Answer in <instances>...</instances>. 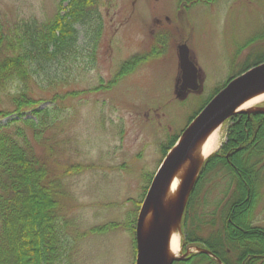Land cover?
I'll use <instances>...</instances> for the list:
<instances>
[{"label":"rangeland","instance_id":"374dc122","mask_svg":"<svg viewBox=\"0 0 264 264\" xmlns=\"http://www.w3.org/2000/svg\"><path fill=\"white\" fill-rule=\"evenodd\" d=\"M97 1L103 30L96 56L93 62L81 59L67 85L48 92L49 100L39 106L50 107L60 118L38 149L48 158L53 178L63 182L59 201L71 246L66 264H135L130 224L137 220L147 186L164 158L162 148L181 135L222 84L260 57L264 60V0ZM59 2L0 0V21L50 20ZM183 42L202 86L179 99L178 45ZM66 92L68 96L51 99ZM261 105L264 100L255 107ZM8 106L7 100L0 103ZM14 117H1L0 124ZM228 128V122L220 126L213 152L226 142ZM238 175L226 165L202 178L190 216L193 228L195 221H204L202 236L213 238L224 227ZM259 181L255 188L262 203L255 217L264 227V175ZM255 195L247 190L240 201H253ZM112 224L118 226L95 230ZM177 231L181 242L182 227Z\"/></svg>","mask_w":264,"mask_h":264},{"label":"trees","instance_id":"16d2710c","mask_svg":"<svg viewBox=\"0 0 264 264\" xmlns=\"http://www.w3.org/2000/svg\"><path fill=\"white\" fill-rule=\"evenodd\" d=\"M102 30L97 0H60L58 11L50 20L34 16L6 25L0 21V103L7 100L9 104L8 108L0 107V118L16 115L0 124V264L67 263L71 246L59 201L64 191L63 182L55 175L53 178L48 158L38 149L39 144L47 141V132L60 116L56 118L50 107L39 106L49 100L48 92L67 85L72 68L81 63V59L93 62ZM134 60L123 68H128ZM263 61L260 57L253 65ZM68 95L67 92L55 94L51 99L55 101ZM27 112H31V116H27ZM226 122L229 123L227 141L206 160L189 197L182 219V243L185 247L191 244L208 249L215 247L225 263L226 247L238 256L252 253L254 258L261 259L264 234L255 233L256 229L247 226L246 220H236L246 227L244 232L230 228L224 220V227L213 238L202 236L200 224L204 221H195V228L191 223L198 185L210 170L229 165L226 153L230 147L240 146L230 155L240 179L235 182L232 199L240 200L247 190L257 196L260 176L258 178L256 170L243 171V167L254 168L263 162L264 113H238ZM178 137L179 134L175 135L163 146L164 157ZM135 222L130 224L131 230H135ZM106 226L118 225L95 230H106Z\"/></svg>","mask_w":264,"mask_h":264},{"label":"water","instance_id":"95a60500","mask_svg":"<svg viewBox=\"0 0 264 264\" xmlns=\"http://www.w3.org/2000/svg\"><path fill=\"white\" fill-rule=\"evenodd\" d=\"M178 55L181 77L177 82L176 94L184 98L189 90L200 89V77L198 67L192 60L186 43L178 45ZM263 91L264 62L236 76L221 89L169 150L153 177L137 217L135 264H172L176 260L185 258L187 253L181 257L169 255L168 246L172 230L180 227L190 193L205 162V157H200L198 153L197 144L212 129L237 113H264V107L259 106L240 109L245 100ZM183 166L184 174L177 196L175 199L165 200L173 175ZM150 211L151 219L145 224Z\"/></svg>","mask_w":264,"mask_h":264},{"label":"flooded vegetation","instance_id":"af4514ba","mask_svg":"<svg viewBox=\"0 0 264 264\" xmlns=\"http://www.w3.org/2000/svg\"><path fill=\"white\" fill-rule=\"evenodd\" d=\"M160 20H161L160 18L156 19V21H160ZM166 20L169 21V18H166ZM167 26H169V24H167ZM239 149H240V146L230 147L228 152L226 153L229 166L234 171H236V166L230 160V155L232 152H236ZM261 164L254 168L244 166L243 171L249 172L252 170H256L257 171L256 174L259 177L261 174L264 175V164L263 165ZM259 192L257 190V195L260 194ZM230 201H232L230 208L228 209V212L225 214V220L227 221V224L228 226H230V228L237 230L239 225L235 221L244 219L246 220V224H248L247 226H250L251 228L256 229L255 233L264 234L263 224H261L260 222H257L258 219L257 217H255L258 204L261 205L262 203V201H258V196H255L253 201H240V200H234V199H230ZM218 250L219 249L212 247L208 249L210 254L201 255L199 257H194L192 261H184V262H181V264H221L220 261H222V257L218 255L217 253L219 252ZM224 258L227 260L226 264H264L263 263L264 258H261V259L254 258L252 253H250L249 256L247 255L238 256L234 251L231 250L230 247H226V254L224 255Z\"/></svg>","mask_w":264,"mask_h":264},{"label":"bare ground","instance_id":"6f19581e","mask_svg":"<svg viewBox=\"0 0 264 264\" xmlns=\"http://www.w3.org/2000/svg\"><path fill=\"white\" fill-rule=\"evenodd\" d=\"M264 100V91L258 94H255L245 100L240 109H247L253 108L257 103L262 102ZM219 130L220 126L215 127L212 129L208 134H206L197 144V150L200 157L204 158L207 155L211 154L217 146L218 138H219ZM186 165V164H184ZM184 174V166L180 167L175 174L173 175L165 195V200L175 199L178 194V189L180 182L182 180ZM152 212L150 211L145 224H148L149 220L151 219ZM181 248L180 244V234L176 229H173L170 235L169 246H168V253L169 255L176 256L179 254ZM192 259V258H191Z\"/></svg>","mask_w":264,"mask_h":264}]
</instances>
